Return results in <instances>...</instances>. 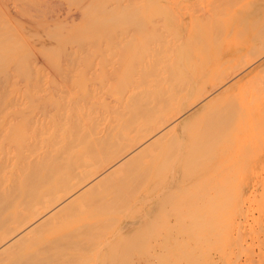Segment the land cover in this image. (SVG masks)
Segmentation results:
<instances>
[{
	"label": "bare ground",
	"instance_id": "obj_1",
	"mask_svg": "<svg viewBox=\"0 0 264 264\" xmlns=\"http://www.w3.org/2000/svg\"><path fill=\"white\" fill-rule=\"evenodd\" d=\"M183 3L184 0H0V73H5L0 75V80L4 78L3 83L0 81V134L4 137L3 144H8L5 148L0 142V264H50L54 257L58 264H132L134 261L136 264H176L177 258L171 261L172 255L177 256H174L177 248L188 241L187 246H192L190 239L184 242L189 230L185 226L196 220L194 213L200 214L198 208L192 207L196 210L194 216L190 212L187 217L193 220L184 223L182 220L187 219V214L181 217L182 213H174L179 209L174 201L180 203L174 196L181 181L179 177L211 167L221 154H226L223 153L228 146L233 148L231 145L236 144L238 136L235 132H239H232L233 124L243 122V127L253 121L255 127L264 123L260 120L262 115L264 118V111L259 110L264 106V59L261 61L264 58V0H208L206 4L191 6L193 10L184 11V14L190 12L191 19L195 18L189 19L188 24L184 22L186 18L177 15L185 9ZM43 8L49 11L48 17L38 20L23 16L24 12H38ZM170 9L177 12V19L169 16ZM168 29L173 30L175 43L168 37L157 36L159 31L171 33ZM64 41H71V45L64 46L65 49L47 45H62ZM105 43H147L149 51L134 56L135 63L130 59L134 66L128 68L131 74L122 81L112 78L120 71L123 56L110 54L115 63L109 69L104 68L91 87L97 92L98 86L107 80L106 86L112 84V90L106 92L100 87L104 92L98 90L94 94L89 88L95 98L86 102L80 99L84 101H79L81 104L71 98V104H76L78 111H74L76 106L69 105L74 108H68L65 117L55 119L54 111H51L54 117L50 109L46 112L53 101L44 102L39 98L41 86L45 84L41 85V81L38 86L35 81L39 77L36 79L33 74L44 73L41 68L47 66L44 58L48 67L55 68L58 58L55 57L59 54H64L67 62L88 61L97 56L96 47ZM61 65L58 67L62 68ZM236 94L251 97L238 100ZM43 102L50 103L44 104L47 109ZM41 105L45 111H41ZM251 106L257 107L254 111L258 109L259 116L262 113L260 121L249 118L254 113ZM36 108L40 110L33 115H23V109L29 112ZM238 108L242 111L247 108L244 113L250 116L237 112ZM24 119L42 132L36 130L37 135L34 132V136L28 137L29 130L23 131ZM257 126L262 132L264 125ZM12 127L15 129L11 130ZM251 127H243L250 139L258 132L249 134ZM252 128L251 132L255 129ZM261 132L259 135L264 131ZM263 135L259 136L260 140L258 136L256 139L262 142ZM230 136L236 137V141L226 143L228 137L232 140ZM256 139L253 141L258 144ZM239 140V147H234L237 152L241 148ZM220 145L224 147L223 153ZM232 150L228 149L227 154L234 153V156L237 152ZM247 164L250 166V162ZM241 170L238 168L237 172ZM249 173L253 174V169ZM149 190H157V195L149 197ZM259 195L261 199L253 197L256 204L264 198ZM162 198L176 205L171 212L175 218L156 236L147 254L131 251L132 245L142 242L140 237H146L140 231L139 236L134 234L135 241L131 238L134 243L128 245L131 249L121 250L115 240L117 249L109 244L114 249L106 251L114 237L129 231L126 227L130 223L124 224L120 215L125 219L134 205L155 199L163 201ZM163 203L160 202L164 208L169 205L165 207ZM184 208L186 211L191 207ZM167 210L161 212L169 220L170 210ZM110 221L115 224L109 225ZM197 221L199 225L201 221ZM197 223L195 227L200 233L203 223L200 228ZM189 232L187 235L195 234ZM195 235L200 239V234ZM99 245L106 249H100ZM92 246L95 250H89ZM249 246L247 242L245 247ZM188 249L183 250L184 255L181 251L178 255L187 257L185 252L191 251ZM194 250L192 254L198 253ZM244 250L248 251L247 255L251 254L249 248ZM29 253L31 258L26 257ZM198 256L199 253L197 259ZM187 260L186 264L194 263V259L189 263Z\"/></svg>",
	"mask_w": 264,
	"mask_h": 264
},
{
	"label": "rangeland",
	"instance_id": "obj_2",
	"mask_svg": "<svg viewBox=\"0 0 264 264\" xmlns=\"http://www.w3.org/2000/svg\"><path fill=\"white\" fill-rule=\"evenodd\" d=\"M202 3L203 4L208 3V0H184L183 4L185 6V9L183 10V12L181 10V12L178 11V13H177V12H173L170 9L169 10L170 13L168 12V14H169V16L172 19H177L179 17L177 15H180V16L183 17V19L186 18L185 19L186 21L184 20V22H186L185 24H188L187 21L189 22L190 21L189 19H191L190 18V12H185V14H184V11L185 10L189 11V9L193 10L194 8H191V6L202 4ZM171 11H172V13H171ZM175 13H177V15ZM186 13H188V14L186 15ZM182 14H184L185 17ZM48 15H49V11L44 10V8L42 10L40 9L38 12L27 11V12L23 13V16H30V17H33V18L38 19V20L42 19L44 17H48ZM37 16H40L41 18H38ZM172 19H170L171 22H172ZM193 19H195V18L192 17L191 20H193ZM173 23H174V21H173ZM157 24H160V22H158ZM164 31H162V32L159 31V33L157 32L158 33L157 36L161 35L164 38L168 37V38L171 39V43H175L174 41H176L177 39H175L174 33H172L173 30L172 31H171V29L169 30L171 33H168V32L165 31V34H164ZM172 34H173V37H172ZM47 41L48 42H50V41L52 42V40H47ZM47 41H46V43H47ZM65 41H67V40H65ZM65 41L62 42V45H60V43L59 44H52L51 43V44H47V45L48 46L50 45V47L52 45L53 46L52 48L58 47L57 45L61 46L59 48H63L64 46L67 47V45H69V46L71 45L70 44L71 41L68 42L69 44L67 42H65ZM105 44L106 45H103L101 47L100 46L96 47L97 49L95 48L96 51H98V52L100 51L98 49H101V50L104 51V52L102 51L103 53L100 51L104 60L101 59L102 57L101 58L98 57V52H97V56H94L93 58L91 57V59H89L88 61L85 60V61H82V62H78L77 59H76L77 61L67 62L66 59L64 58L66 56H64V54L63 55L59 54L60 58H59V55L55 57V59L58 57L56 59L57 60V65L56 66L58 67V65L60 66V64H62L61 65L62 68H59V67L55 68V66L54 67H52V66L48 67L49 66L48 61H46L47 58L46 59L44 58L43 62L44 63L47 62V66L44 65L45 67H41V68H44V69H42V70H44L43 71L44 73L39 74L40 76L36 74V71H35V74H33L34 72L31 73V74H33V76H36V79L38 77L39 78L41 77L42 80L41 79L39 80V78H38V80L35 79L36 80L35 82H37L38 86L40 84L42 85V83H43V84H45V87H47V88H45L44 85H43V87L40 85L42 89H41V92L39 94V96H40L39 98L41 100L43 99L42 101H44V102H45V100L46 101L52 100L54 102L53 103L52 101H50V103L52 102V106L49 105L48 106L49 108H48V110L46 112H49V109H50V113H52L54 111V114L56 116L53 113H52V116L53 117L55 116V119L56 118L58 119L61 116L65 117L68 114V111H69L68 108L72 109V108H74L76 106V104L72 105L73 102L71 104V100L72 99H73L72 101H74V103L76 102V103L81 104L80 102H82L81 100H83V99L86 102L88 100H91V99L95 98L96 95H95V97L91 96V95L97 94L98 90H99V92H104V90L106 92L112 90L111 87H110L112 84L111 85L109 84V85L106 86V81L107 80L105 82L103 81V83H102L103 85L102 86H100V85L98 86L97 92L93 91L92 87H91L92 83H93V80H95L94 82H96V80L98 81V77L97 76L100 75V72L104 68H107V69L111 68V65L113 63H115L113 61H116V60H114V59L111 60L110 54L111 55H116V56H118V55L119 56H123L120 60L123 61L124 63H122L120 61L121 66L118 68V69H120V71L117 72L112 78L113 80H116V81H118V79L120 81H122L123 79L128 77L129 74H131V72H129L130 69H128V68L130 66L131 67L134 66L133 63H135L134 62L135 59H132V58L134 56L138 57L139 55L144 54L147 51H149V49H147L148 48L147 47V45H148L147 43H145V44L144 43H142V44L141 43H123V44H119V43L118 44H116V43H105ZM65 47H64V49H65ZM61 56L63 58H61ZM105 56H106V59L104 58ZM75 58H73V59H75ZM123 59H127V61L123 60ZM130 59H132L133 63H131L132 61L129 62ZM263 59L264 58H262L261 61ZM43 62H41V63H43ZM43 64H41V65H43ZM47 67H48V69H47ZM42 70H41V72H42ZM2 74L3 73H0L1 76H3L5 73L3 75ZM42 75H47L48 77L45 76L46 78H42L43 77ZM1 76H0V78H1ZM23 76L25 77V74H23ZM4 77H6V76H4ZM33 78H35V77H33ZM23 79H26V78H23ZM5 80H7V79H5ZM49 80H51V81H49ZM111 80H110V82H111ZM33 81H34V79H33ZM3 82H4V78L2 80V83ZM48 82H50L51 84L48 83ZM46 83H48L47 84L48 86L46 85ZM0 85H2L1 82H0ZM48 87H51L52 89H49ZM82 87H83L84 90L82 89ZM100 87L103 88L104 90L103 89L101 90ZM44 88L47 89V90H45ZM86 88H87V90H86ZM89 88L93 91V93L94 92L95 93L94 94L91 93L90 92L91 90ZM48 91H50V92H48ZM106 92L104 94H106ZM87 95H89L90 99H88ZM236 95H235V97H236ZM245 96L246 95H242V94L237 95L238 100L241 99V98H245ZM46 97H49V98H46ZM77 97H78V99H77ZM249 97H251V95H247L246 96V98H249ZM44 102H43V104L41 103L43 106H44V104L49 103V102H46V103H44ZM42 105L40 107L41 111H45L44 108H46V107L44 106V108H42L43 107ZM53 105L55 107H53ZM69 105L70 106H74V107H70ZM51 107H52V109H51ZM251 107L253 108L254 106H251ZM56 108L59 109V110H55ZM75 108L76 109H74V111H78L77 110L78 107L76 106ZM256 108L255 107L253 108V112H254L252 114L253 118L249 117L250 115L248 113H244V111L247 108H245V110L243 109V111H242V109L238 108L237 112L241 111L245 116H248L252 120H257L258 118H261L262 113H261L260 116H259V114H260V111L261 112L264 111V106L261 107L262 110L259 107L260 111L257 109L259 112L257 110L254 111V109H256ZM65 109H67V110H65ZM27 110L23 109V111H24L23 115H26V116L27 115H33V113L38 112L40 109L39 108L38 109L37 108L36 109H29V112ZM30 110L33 111V112H31L32 114L30 113ZM250 110H252V109H249V111ZM60 111L61 112L65 111V112L60 113ZM245 112H247V110ZM25 113H27V114H25ZM58 113H60L59 114L60 116L58 115ZM248 117H246V118H248ZM254 117H256L257 119H254ZM251 119H249L248 121L250 122ZM260 120H262V122H263V120H264L263 115H262V118ZM260 120L258 119V121H260ZM248 121H247V123H249ZM25 122H26V120L24 121V123ZM241 123H243V122H241ZM241 123L238 122V123H236V125L235 124L232 125V132H234L235 130H237V131L239 130V132H240V133L239 132H237V133L235 132V134L236 135L238 134V136H236V135H234V133H232L233 136H236L237 138L230 136V137H232V140H231V138L229 139V137L226 139L228 141L225 140L226 143L227 142L229 143V141L231 143L236 138V140H237V141L235 140L236 144H234L235 142L232 143L234 145L228 144V145H231V146L235 147V145L237 146L238 140L240 138H244V136H245V138H244L245 142H243L244 139L242 141L239 140L240 147H241V148H239V151L237 152L236 149H235L236 151L234 150V147L230 148L228 146L229 150L233 149L235 151V153L237 152L234 156H233L234 153L228 155L227 154L228 149L227 150L225 149L226 152L223 153V150H224V149L222 150L223 145L222 146L220 145L222 153L223 154L226 153L228 156L232 155L233 158H231L232 156L229 158L226 154L222 156V154L220 153L221 156H220V159H218V162L216 163V161H217V159H216L215 164H213L212 166L210 165L212 168L215 165L214 166L215 168L211 169V167H209L210 169L207 168V169L201 170V172H199V173L190 174V175L188 174L185 177H179L181 179V181L176 186L177 191L174 192L175 193L174 196L177 197L178 201L180 200V203L177 202V201L176 202L174 201L175 204L176 203L178 204L177 207L179 208V209H175L174 213L175 212L176 213H179V212L182 213V215L179 214L181 217H183V216L185 217V215L187 214L186 215L187 219L183 218L182 221L184 223H190V221L193 220V218H190L191 220H189L187 216L189 215L190 212L192 213V214H190V216L191 215L194 216L195 214L198 216L197 213H194L197 210L196 208H198L199 211H197V212H199L201 217L198 216L199 217V219H198V218H196V215H195L194 216L195 217L194 220L195 219L196 220L193 223L191 222L190 225H188V224L187 225L183 224V225H186L185 227L187 228V230L189 229L188 232L191 231V233L195 232V234H200L199 235L200 239L199 238L197 239L198 235L196 236L194 233L190 234V235H187V233H188L187 232L184 242L187 241L188 239H190L191 245L192 246H194V245L196 246L197 245V247H195V250H194V248L191 249L192 246H190V245L187 246L189 244V241L186 242V243H183V245L180 246V249H182L184 247L185 248L188 247L189 249L188 248L187 249L191 250V251H188V252H185V253H187L188 255L191 254L192 256L190 255V257H189L187 254H186L187 257L186 256H182L180 254L178 255V252L180 253V251H181V253L183 255H184L183 250L187 251V249H185V248L183 250H180L179 247H178L177 251L174 252V256L177 255L178 257L177 256L173 257V255H172V259L174 258V260H172L171 262L176 261V258L178 259V261H176L177 262L176 264H182V263L186 264V260L187 259H188L187 260L188 263L190 261H192V259H194L196 261L197 255L199 253L198 259L196 261L197 263H195V261L193 260V262L195 264H217V263L218 264H237L238 262H240L241 264H264V198H262V201L258 200V201H260V202H258V204H256L257 200L255 198L253 199L254 196H256L257 199H261L260 198L261 196L259 194H261L262 197H264V163H263L264 162V145L260 144V143H264L263 142V139H264V135H263V133H264L263 132L264 131L263 127L264 126L263 125H264V123L262 125L263 127L261 126L262 123L261 124H256L255 127H253V126H254V124L256 122L254 123L252 121L253 124L249 123L250 124L249 126H252L253 128H255V129H253L251 127L254 130L253 132H251L252 130H251V128H249L248 129V133L249 134L250 133H254L255 130H256V132L258 131V129H257L258 126L257 125H260L262 127L261 130L263 132L262 133L261 131H258V132H261L262 134L259 135V133L257 132L256 134H253V136H250L248 134V136H250L251 139L249 137H247L246 134H245L247 132L246 128L249 127V126H247L248 124L247 125L243 124L244 126H246V128H245L246 131H244V129H243L244 126L242 127ZM258 123H260V122H258ZM237 124H239V126ZM24 125H25V127H23V131H25V130L28 131L29 130L28 132L25 131L26 133H28L27 134L28 137L31 136L34 132H36V130H38L37 126H35V129H34V124H32V123H29V122L27 123L26 122ZM32 126H33V128H32ZM237 127H240V128L243 129L242 132L244 131V135L241 134L242 133L241 129L240 128L237 129ZM12 129H15V128L12 127L11 130ZM39 129L40 130H38L39 131L38 133H41L42 129L41 128H39ZM30 131H31V134L29 133ZM25 132H24V134H25ZM38 133L36 132L35 135H37ZM239 134L241 136H239ZM262 135H263V137L261 138L262 142H260L259 141L260 140L259 136H262ZM32 136H34V135H32ZM256 136H258V138ZM254 137H255V139L256 138L259 139V140L256 139L257 141H259L258 144H255L257 142L254 143L253 140H255V139H252ZM2 139H4V137L2 136V138H1V134H0V142H1L2 145H4L3 144L4 142H3ZM247 139L250 140V144H249V141ZM225 141L223 142L224 146H226L225 145ZM246 142H248V143H246ZM7 145H4L5 148H7L6 147ZM237 147H239V145ZM232 151H229V152L232 153ZM253 154H254V157L252 156L253 159L249 160V157L251 155H253ZM255 154L259 155V156L256 157ZM247 160H249L248 164L250 162V166H246ZM254 160H256V164H258V165L255 164ZM252 161H254V162H252ZM251 163L254 164L253 168L251 167L252 166ZM216 164H217V166H216ZM261 166H262V168H261ZM238 168L239 169L242 168L243 171L241 170L242 172L241 171L237 172ZM252 169H253V174H250L249 171L252 173ZM255 171H257V173ZM172 190H175V188L169 190L170 193L172 192ZM169 191H168V193H169ZM168 193H167V195H168ZM147 195L149 197H152V196L155 197L157 195V190H149L147 192ZM165 197H167V196H165ZM165 197H163V198H165ZM176 197H174V198L176 199ZM165 200H166V198H165ZM165 200L163 199V201H165ZM253 200L255 202L254 204H253V202H251ZM163 201H161V199L159 201L155 199V200H152L151 202H147V204H145L144 202L142 204L139 203L137 205H134L131 208L132 211H130L131 209L129 210V212L127 214V218L124 219L123 218L124 216L120 215L122 217V220H121V217L119 218V216H118V218L122 222L124 221L123 222L124 224H125V222H129L130 223L129 225L126 224L128 226L126 228L127 229L129 228V231L126 230V232L124 231V233H121V235L119 233V235L114 237L112 239V241H110L108 243V245L111 244L112 247H115L114 243H115V240H117V243H119V246H120L121 250L122 249H127V248L131 249V246L129 248L128 245L134 244L133 241H132L133 238H134L133 239L134 241H135V239H137V238L134 237L135 236L134 234L137 233V235L139 236L140 232H143L142 234L144 236H146V237H143V235H141L143 237L142 238L143 240L140 239L141 237L139 238V240H141L142 242L138 243L139 245L137 244V246L132 245L133 249L131 251L135 252V254H139V253L147 254V252L150 251V245L152 243H154V240H155L156 236L157 235H161L163 233L164 228L169 227V223H167V222H169L170 220L175 218V215L172 214L171 212H173L172 208H176L175 207L176 205L174 203L172 204V202H173L172 200L170 202L167 199V201H169L170 203H168L167 201H165V203H167L169 205H172V206L174 205V207H172V206L170 207L169 205L167 206V204H164ZM160 202H162L164 204V206L165 207L167 206L166 208L170 210L169 213H171L170 214L171 217L169 216V213H167L169 220H166L164 218L165 215L162 214L164 212H161V211H163L164 209L165 210H167V209L164 208L163 205L160 204ZM142 205H143V207H142ZM182 205L184 207H186V208H189V207H191V208L186 209V211H185V208ZM192 207L195 208L196 210L195 209L193 210ZM136 209H138L137 212H136ZM141 209H142V211H140ZM190 209H192L193 211L190 210ZM177 210H179V211L177 212ZM181 210H182V212H181ZM134 212H135V214H134ZM184 212H186V213L184 214ZM193 213H194V215H193ZM165 214H166V211H165ZM129 215H130V217H129ZM197 220H199V222L201 221V223H199V225L197 223L198 222ZM244 221H245V223H243ZM258 221H259V223H256ZM112 222L113 221H110L109 225L112 226L113 224H115L114 222L112 224ZM196 223H197L198 227L203 223V227L200 226L201 227L200 233L198 232L197 227H195ZM131 225H135V226H131ZM164 225H165V227H164ZM192 228H193V230H195V229L196 230L192 231L191 230ZM142 229H145V232L142 231ZM167 230L168 229H166V231ZM138 231H140V232H138ZM123 234H124V236H122ZM193 235H195L196 237L193 236ZM138 236H136V237H138ZM120 238H123V239L120 240ZM118 239H119V242H118ZM129 239L131 240V243H129ZM194 239H196V240H194ZM46 240L47 239H45V237H44L43 241L45 242ZM198 240H199V242H197ZM244 241L245 242L247 241L249 243V245H250L248 247L249 248V252L251 253L250 255H247L248 251L244 250V249H248L247 247H245L247 242L244 244ZM136 242H138V240ZM196 242L198 244H196ZM253 242H254V244H253ZM112 243L114 244V246H113ZM109 246L106 249V247L102 248L101 245H99V248L101 247L100 249H103V250L106 249V251H108L109 249H114V248H111V246L110 247ZM93 249L95 250L94 246H92L89 250H93ZM84 250H88V248H86ZM193 250L197 251L198 253H196V252L194 253L193 252V254H194L193 255L192 254ZM31 256H32V254L29 253V255H27L26 257L27 258L28 257L31 258ZM179 256L180 257L181 256L184 257L185 260H183L182 257L180 258ZM201 256H204V257H201ZM209 256H210L211 260H209ZM26 257H25V259H27ZM200 257H201V259H200ZM207 257H208V260H207ZM189 258H190V260H189ZM213 258L215 259V261H214ZM181 259H182L183 262L181 261ZM170 260H171V258H170ZM170 260H169V262H170ZM198 260H200V261H198ZM180 261H181V263H178ZM190 263H192V262H190ZM194 263H192V264H194ZM50 264H58V261L56 260L55 257L51 260ZM59 264H61V263H59ZM132 264H136L135 261ZM174 264H175V262H174Z\"/></svg>",
	"mask_w": 264,
	"mask_h": 264
}]
</instances>
